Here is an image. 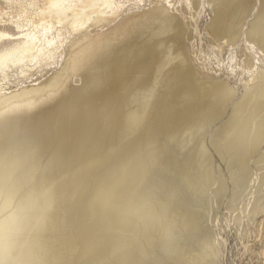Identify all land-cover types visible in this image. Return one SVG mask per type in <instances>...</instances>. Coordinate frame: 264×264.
I'll return each instance as SVG.
<instances>
[{
	"label": "bare ground",
	"instance_id": "obj_1",
	"mask_svg": "<svg viewBox=\"0 0 264 264\" xmlns=\"http://www.w3.org/2000/svg\"><path fill=\"white\" fill-rule=\"evenodd\" d=\"M172 1L155 0L151 7L120 18L114 15L121 3L114 0L16 2L19 18L29 15L33 22L25 27L21 39L0 48L1 75L11 64H17L25 75L27 61L32 66L43 65L59 48L62 51V45L67 46L64 63L58 71L46 72L50 76L44 74V81L8 93L0 88V240L11 235L10 243L0 245V252L17 264H114L113 260L123 264L132 258L134 264L140 260L142 264H169L161 257L162 262L156 260L153 253L150 256L144 245H151V234L162 221L169 224L165 220L172 217L164 220L158 214L163 219L157 227L152 225L151 229L156 227L152 233L149 228L155 223V214H149L155 220L147 224L135 219L143 211L141 216L147 215L154 201L151 192L143 200L147 188H153L165 201L175 199L174 204L184 210L174 211H183L187 219H199V227L196 220L190 234L184 227L188 223L180 227L186 229L172 237L183 246L175 242L168 253L188 250L197 264H225L229 245L226 237L208 236L220 221L219 214L210 217V210L225 200L223 205L230 204L236 190L251 180L256 165L255 169L262 171L254 180L258 177L264 198V69L253 70L232 103L228 80L216 78L195 61L197 54L208 53L210 46L194 42L201 36L190 32L192 25L197 30L195 25L208 3L210 11L198 24L202 34L216 39L220 35L226 40L222 44L230 42L232 46H238L237 38L244 36L247 46L240 41L237 49L238 53L247 50L242 49L241 58L250 62V48L258 45L264 50V0ZM248 8L250 13L257 10L250 18ZM87 22L89 28L99 24L93 30L84 27L83 32ZM188 24H192L189 30ZM53 28L56 34L49 36ZM187 31L198 39L191 42L187 33L185 41ZM65 32L73 36L61 37ZM8 34L0 30V39ZM223 114L227 118L209 128ZM205 136L225 158L227 176L214 168ZM260 148L252 161V154ZM147 153L151 159L144 157ZM162 163L170 169H163ZM158 165L163 169L161 177L149 171L150 166ZM137 191L140 193L134 197ZM14 198L19 201L13 202ZM14 203L17 208L12 210ZM250 207L255 210L258 205ZM248 208L245 205L242 211ZM246 215L248 212L243 218ZM169 234L164 241H174ZM162 238L158 242L161 247L165 246Z\"/></svg>",
	"mask_w": 264,
	"mask_h": 264
},
{
	"label": "rangeland",
	"instance_id": "obj_2",
	"mask_svg": "<svg viewBox=\"0 0 264 264\" xmlns=\"http://www.w3.org/2000/svg\"><path fill=\"white\" fill-rule=\"evenodd\" d=\"M28 0H15V2H7L6 0H0V30H5V31H7V32H9V34L8 35H5L4 37H2V39H0V48H3V44L4 43H9V42H15V41H17V40H19V39H21L24 35V33H25V29H27V28H29V26L32 24V19H33V17H31V16H29L28 15V17H21V18H19V16L17 15V12H18V7H17V4L18 3H16V2H21V3H25V2H27ZM115 2H117L118 4H119V2L121 3V6H120V9H119V11H118V15L117 14H113L114 15V17L116 18H120L122 15H124V14H128V13H131V12H133V10L134 11H136V10H138V9H143V8H148V7H151V4H152V1L154 2L155 0H114ZM135 1V2H134ZM150 1H151V3H150ZM162 2L164 1V0H161ZM172 1V0H171ZM174 1V0H173ZM172 1V2H173ZM177 1V2H176ZM176 1H174L173 3H177V4H179V2H180V0H176ZM179 1V2H178ZM182 1H184V0H181V2ZM180 2V3H181ZM138 3V4H137ZM164 3H166L167 4V0H165V2ZM26 4V3H25ZM126 4V6H123V5H125ZM149 5V6H148ZM134 6V7H133ZM148 6V7H147ZM138 7V8H137ZM123 8V10H121ZM32 9V8H31ZM205 10V11H204ZM124 11V12H123ZM203 13L205 12V14H203V15H205V17H207V13L210 11V5L207 3L206 4V6H205V8H203ZM255 11H257L256 10V8H254L253 9V11L250 13L249 12V8H248V17L250 18L252 15H254L256 12ZM122 14H121V13ZM127 12V13H126ZM12 14V15H11ZM105 14H107V13H105ZM113 15H111V16H113ZM121 15V16H120ZM203 15L201 16V19L199 18V20H198V22H197V24L195 25V27H196V29L197 30H195V28H193V25L191 26L190 24H188L187 25V27H188V30H189V28H191V30L192 31H190V32H193L194 33V31L196 32H199V33H197V35L198 36H201L202 37V39H201V37H199V39H198V37H197V35L195 36V35H192L193 33H191L190 34V32L189 31H187L186 32V34L188 33L189 34V37H190V41L191 42H193L194 40H196V39H198V41L196 40V41H194V42H202L203 44L205 43L206 45L205 46H207V47H209V52L208 53H204L203 52V54L201 53V56H200V54L198 53L197 54V57L198 58H196L195 57V59H197V60H195L196 62H198L199 64H201L200 66H205V70L207 71L208 69V72L209 73H211V74H213V75H215V77L216 78H222V79H226V80H228V82L230 83V85L232 86L231 88L233 89V91H232V103L234 102V100L235 99H238V96H239V94H240V92H241V90H243V88H244V86H243V83H245V82H247V81H250L249 79L251 78V76H252V74H253V72L255 71V70H258V69H264V50L262 49L261 50V48L259 49V47H258V45H254L252 48H250V50H249V52H250V62H248V60L247 61H245L244 59H242L241 58V53L245 50L244 48H242L243 49V51H242V49L240 50V52L238 53V51H239V48L237 49V47L239 46V44H240V46H241V43H243L242 44V46L243 47H246L247 45V43H248V41L246 42L245 41V38H244V36H241V37H239V38H237L238 40H240L241 41V43H239L238 42V46L236 45V46H232L231 44H230V42L228 43H224V44H222L221 43V41L222 40H225V38L223 39V37H221L220 35H216L217 36V39H216V37H211V36H209L210 37V39H209V37H208V35H206V32H204L205 34L203 35L202 33H203V29L202 30H200L199 28H201V27H199L198 26V24L200 25V23L204 20V19H206L205 17L203 18ZM189 16V15H188ZM247 16V15H246ZM18 17V18H17ZM247 17V18H248ZM189 18V17H188ZM248 18V19H249ZM21 19V20H20ZM31 19V20H30ZM23 20V21H22ZM17 21H21V23H17ZM200 21V22H199ZM23 23V24H22ZM27 23V24H26ZM92 22H90V24H91ZM203 23V22H202ZM24 24H25V26H24ZM30 24V25H29ZM99 23H94L93 25L94 26H92V24H91V29L88 27V25H89V23L87 22L82 28H86V31L87 30H93L94 28H95V26H97ZM22 25V26H21ZM87 25V26H86ZM24 26V27H23ZM28 26V27H27ZM57 26V25H56ZM59 26V25H58ZM191 26V27H190ZM25 27H27V28H25ZM94 27V28H93ZM198 27V28H197ZM23 28V29H22ZM85 28L83 29V32H85ZM245 28V26H243V29ZM54 30V31H53ZM56 28L54 29H52L51 30V32H53V33H51V32H48V35L49 36H52L53 34L55 35L56 34ZM81 32L80 33H83L82 32V29L80 30ZM200 33H201V35H200ZM188 34L187 35H185L186 36V39H185V37H184V39H185V41L187 40V37H188ZM195 34V33H194ZM64 35H66V37H68V38H71L72 36H73V33L71 34V33H64V34H62L61 35V37L62 36H64ZM68 35H71V36H68ZM193 37V39H192V37ZM204 36V37H203ZM219 36L221 37V39L219 40ZM194 37H196V39H194ZM244 38V39H243ZM201 39V40H200ZM204 39V40H203ZM188 40V41H189ZM207 40V41H206ZM187 41V42H188ZM212 42V43H211ZM224 42H226V40L224 41ZM214 43V44H213ZM216 43V44H215ZM215 45V46H214ZM230 45L232 46V47H230ZM65 46V47H64ZM229 46V47H228ZM67 46L66 45H62L61 46V50L62 51H60L59 52V50H60V48H59V50H57L56 52H58V53H55L54 54V56H53V58H51V59H53V60H51L50 59V62L48 63H44L43 65L42 64H39V65H36V66H32V63L31 62H29V61H27V63H26V65L25 66H28L29 67V71L27 72V74L25 73V75H24V73L22 74V73H20L19 71V66L17 65V64H11V65H8V67H6L7 69V72L5 73V68L3 69L4 70V73L2 72V75H1V72H0V88H2L1 90L3 91V92H6V93H8V92H11L12 90H18L19 88H21V86L22 87H24V86H26V85H31V84H34V83H36V84H38V83H40L39 81H41L42 82V79H43V81L46 79V76H47V78L50 76V74L49 73H47V75H46V72H50V73H54V71L56 72V71H58V69H60V66H62V64L64 63V60H65V57H66V53H64L65 52V49L64 48H66ZM67 49V48H66ZM237 50V51H236ZM242 51V52H241ZM247 51V50H246ZM246 51H244V52H246ZM63 52V53H62ZM233 52V53H232ZM63 54V56L61 55V54ZM234 54V55H232V54ZM236 53V54H235ZM56 55V56H55ZM208 55V56H207ZM211 57H210V56ZM239 56H240V58H239ZM205 57V58H204ZM234 57H236V58H234ZM64 58V59H63ZM201 58V59H200ZM207 58V59H206ZM210 58V59H209ZM234 58V59H233ZM206 59V60H205ZM236 59V60H235ZM239 59H242L241 61L239 60ZM244 60V61H243ZM208 63H207V62ZM210 61V62H209ZM234 61H236L235 63L236 64H234ZM240 61V62H239ZM245 62V63H244ZM247 62V63H246ZM249 63V64H248ZM250 63H252L251 65H250ZM210 64V65H209ZM209 67V68H208ZM238 69H237V68ZM255 69V70H254ZM1 71H2V69H0ZM34 70V71H33ZM53 70V71H52ZM254 70V71H253ZM216 72V73H215ZM4 74V75H3ZM7 76H6V75ZM31 74V75H30ZM46 76H45V75ZM42 75H44V76H42ZM39 78H38V77ZM4 79H3V78ZM6 77V78H5ZM31 77V78H30ZM34 77V78H33ZM40 77H41V79H40ZM30 78V79H29ZM3 79V80H2ZM36 79V80H35ZM36 81V82H35ZM75 83V82H74ZM79 84V83H78ZM2 86V87H1ZM3 87H4V89H3ZM19 87V88H18ZM8 88V89H7ZM18 88V89H17ZM11 89V90H10ZM9 90V91H8ZM225 114V113H224ZM223 114V116H221L217 121H215V122H213V123H211L210 124V126H209V128H213V126H215V124H218V121L220 122V121H223V120H225V118L224 117H226L227 118V116H228V114H227V112H226V114L225 115H227V116H225ZM224 118V119H223ZM208 140L207 142H206V140ZM205 141H204V144H206V143H209V144H206L205 146L206 147H208L207 148V151H208V153H209V150L211 151L210 153V156H211V159H212V161H213V163L215 164H213V166H214V168H220V170L219 171H221V170H223V172L221 171V173L222 174H228V170H226V166L224 165L225 164V162H224V157H222V155L220 154V156H219V152L213 147V145H212V147L210 146L211 144H210V141H209V138L208 137H206L205 136ZM263 145H264V142H263ZM211 148H210V147ZM205 147V148H206ZM264 147V146H263ZM210 148V149H209ZM212 149V150H211ZM263 148H260V149H258L254 154H252V161L260 154V152H261V150H262ZM216 152V154H215V152ZM213 152V153H212ZM218 152V153H217ZM218 154V155H217ZM151 159L152 157H150V155H149V153H147L146 155H144V157H146V158H148V157ZM213 156H215V157H213ZM220 157V158H219ZM222 157V158H221ZM224 158V159H223ZM149 159V160H150ZM223 159V160H222ZM164 163V162H163ZM162 163V164H163ZM165 164V163H164ZM163 164V169H165V168H169V167H166L165 165ZM220 165V166H218V167H216V165ZM224 165V166H223ZM158 167L160 168L161 166H159L158 165ZM158 167H156V166H150L149 167V171H151V172H154V171H156L157 172V174H159V175H157V176H159V177H161L163 174H162V172H163V169H162V167L160 168V169H158ZM152 168V169H151ZM223 168V169H222ZM255 168H258V166L256 165V167L254 166L253 168H252V173L254 174V175H252V178H251V180H252V182H251V180H249V182L248 183H246V184H244V185H242V187H240V188H238L237 190H236V192H235V195H234V198L235 199H232V201L230 202V204H228V205H223V204H225V201H222V202H220V204L217 206H215L214 208L215 209H213V210H210V213L211 214H209L210 215V217H214V213L215 214H219V217H220V221H219V224H216L215 223V226L212 228V229H210V232H208V236H213V235H215V236H219L220 235V237L222 238V237H226V242H228V244L226 243V245L228 246V247H226V248H228L229 250H225L226 252H225V260H226V262H225V264H264V203H262L261 204V201L264 199V198H262V195H261V189H260V187H259V184H258V182H259V179H258V177H257V179L256 180H254L255 178H256V174H258L257 172H261L262 171V169L260 170L259 169V171L257 170V169H255ZM170 169V168H169ZM217 169H215V170H217ZM158 170H160V171H158ZM251 173V174H252ZM145 174H146V172H145ZM144 174V175H145ZM227 174L225 175V176H227ZM178 178V177H177ZM188 184V183H187ZM258 184V185H257ZM243 186H245V187H243ZM255 186V187H254ZM230 189H231V186L229 187ZM240 189V190H239ZM246 189V190H245ZM146 190H149V191H146ZM145 191H146V194H145V192H141L142 194H143V198L146 196L147 198H148V193L147 192H151V194H149V196H151L152 197V199L154 200H152L153 201V203L151 204L150 203V211H149V213H147V215H144V217L143 216H141L142 214H143V212L145 213V211H143L141 214H139L138 216H137V218H135V219H137V221H139V222H141V223H139V224H145L146 222H153L155 219V223L153 222V223H151V226H150V228H149V225H150V223H148L149 225H146L147 226V229L149 230V233H152L151 231H154L155 229H156V227H157V225L159 224V223H161V219H163V218H161V217H163L164 216V220H165V218L167 217H172L173 218V221L174 222H177V223H181L180 225H177L176 223H174V222H171V220H172V218L170 219H168V220H165L166 221V223H169V224H165L164 223V221H162L163 223L162 224H159V226L157 227V229L158 230H155L154 232H153V235L151 234V236H152V238H154V240L156 239V241H154L153 240V243L151 244V245H148L147 243H145L146 245H144L145 246V248H146V250L150 253V256H152V253H153V256L154 257H157L158 259H156V260H159L160 262H162L161 260H165L164 262L165 263H169V264H174V263H176V264H197V261H196V258L190 253V251H188L187 250V252L188 253H181V250H180V252H175L174 254L172 253V252H174V251H172V252H170V253H168L167 251H169L170 250V247H171V249L174 247V243L176 244V245H178V246H181V245H179V244H182V243H177V241H175L174 240V235H175V237H176V235L177 234H179V232L181 233V231L184 229H186V228H189V231H188V229H186V231L190 234L191 232H192V227L194 226V228H195V226H197V224L199 223V219H193L194 221H195V224H194V222H193V220L192 219H187L186 218V216H183L184 214H182V212H179V211H174V209L175 210H184V209H181V207H179L180 205H175L174 203H177V201L175 200V199H171V198H167V200L165 201V199H164V197L162 196V197H160L161 196V194H156V193H158V192H155V190H153V188H150V189H146ZM151 190V191H150ZM229 190V189H228ZM227 190V193H229V191ZM239 191H240V193H239ZM241 191L243 192V193H241ZM250 191V192H249ZM245 192H246V194H245ZM140 192L139 191H137V193L136 194H134V197H136L138 194H139ZM239 193V194H238ZM260 193V194H259ZM89 194V193H88ZM87 194V196L89 197V195ZM145 195V196H144ZM153 195H154V197H153ZM236 195H237V198H236ZM240 195V197H238ZM255 195V196H254ZM256 195H258V196H256ZM16 197V196H15ZM146 197H145V199H143V200H147L146 199ZM155 197H156V199H155ZM256 197V198H255ZM17 198V197H16ZM16 198H14V200H13V202L15 201V199ZM85 198H87V197H85ZM164 199V200H162V199ZM250 198V199H249ZM261 198V199H260ZM141 199V200H142ZM171 199V200H170ZM239 199H243L242 201L241 200H239ZM258 201H257V200ZM17 200V199H16ZM140 200V199H139ZM139 200H138V202L137 203H139ZM140 200V201H141ZM142 200V201H143ZM160 200V201H159ZM250 200V201H249ZM261 200V201H260ZM17 201H19V200H17ZM85 201H86V199H85ZM137 201V200H136ZM159 201V202H158ZM163 201L164 202H167V203H163ZM173 203H172V202ZM174 201H176V202H174ZM234 201H236V203L234 202ZM252 201V202H251ZM12 202V203H13ZM158 202V203H157ZM160 202H162V204L160 203ZM193 202H195V203H197L196 201H193ZM246 202V203H245ZM146 203V201L144 202L143 201V204H145ZM169 203V204H168ZM173 205H172V204ZM233 203V204H232ZM256 203V205H258V207H257V209H255V210H252L251 209V207L250 206H252L253 204H255ZM18 204V203H17ZM157 204V206H155ZM164 204V205H163ZM179 204V203H178ZM194 204V203H193ZM261 204V205H260ZM13 206L15 205L16 206V203H14V204H12ZM169 206V205H171V206H169V208L167 207L166 209H164V206ZM175 205V208H173L172 206H174ZM194 205H196V204H194ZM232 205H234V206H232ZM245 206V205H248V210L249 211H247V210H245V211H242V207L243 206ZM14 206V207H15ZM144 206V205H143ZM146 206H147V204H146ZM146 206H144V207H146ZM224 206V207H223ZM226 206V207H225ZM228 206V207H227ZM154 207H159L158 209L157 208H154ZM177 207L179 208V209H177ZM238 207V208H237ZM17 207H15V208H13L12 207V210L13 209H16ZM173 208V209H172ZM228 208H230V209H228ZM160 209V210H159ZM163 209V210H162ZM167 209H169L170 210V212H171V214H169V210H167ZM234 209V210H233ZM263 209V210H262ZM155 210H157V212H158V210L161 212V211H163V212H161L163 215H161V213L159 212V213H157ZM165 210V211H164ZM168 211V213H167V211ZM258 211V213H257V211ZM148 211V210H147ZM233 211V212H232ZM238 211H240V213H241V211H242V213H241V215H239L240 213H238ZM252 211L253 212H255V214L254 213H252ZM175 212H177L176 214H175ZM236 212V213H235ZM248 212V215H246L244 218H243V214H245V213H247ZM150 213H152L153 214V216H154V214H155V219L153 218V216H152V214L151 215H149ZM172 213H174V215L172 214ZM182 214V216H181V214ZM227 213V214H226ZM231 213V214H230ZM234 213V214H233ZM252 213V214H251ZM158 214L161 216H159L158 217ZM166 214H168V216L166 215ZM226 214V215H225ZM229 214V215H228ZM236 214H238V215H236ZM250 214H251V216H250ZM259 214V215H258ZM149 215V217H148V219H147V216ZM166 215V216H165ZM171 215H173V216H171ZM176 215H179V216H181L182 217V219H181V217H180V219L178 218V216L177 217H175ZM213 215V216H212ZM233 215V216H232ZM261 215H263V217L261 216ZM152 218H151V217ZM240 216V218H238V217ZM232 217V218H231ZM161 218V219H160ZM185 218V219H184ZM142 219V220H141ZM147 219V220H146ZM150 219V220H149ZM152 219H154L153 221H151ZM238 219V220H237ZM241 219V220H240ZM243 219V220H242ZM141 220V221H140ZM146 220V221H145ZM161 220V221H160ZM196 220H197V224H196ZM224 220V221H223ZM240 220V221H239ZM190 221H192V222H190ZM248 221V222H247ZM245 222H247V223H245ZM157 223V224H156ZM184 223L185 224H187L186 226H184V227H186V228H183L182 230H180L181 228L180 227H183V225H184ZM229 223V224H228ZM236 223H238V225L236 224ZM147 224V223H146ZM165 225V227L164 226H162V225ZM173 224H175V225H173ZM189 224H191V225H189ZM152 225H156V227L154 228V229H151V227H152ZM166 225H167V227H166ZM168 225L170 226V228L168 227ZM218 225V226H217ZM258 225V226H257ZM260 225V226H259ZM160 226H162V227H160ZM174 226V227H173ZM191 226V227H190ZM217 226V227H216ZM225 226V227H224ZM231 226V227H230ZM240 226V227H239ZM256 226V227H255ZM154 227V226H153ZM152 227V228H153ZM159 227H160V229H162V230H160V234H157L156 232H158L159 231ZM173 229H176L175 227H177V231L176 230H173ZM179 227V228H178ZM198 227H199V224H198ZM197 227V228H198ZM222 227V228H221ZM164 228H169L168 229V231L166 230V229H164ZM193 228V229H194ZM243 228V229H242ZM250 228V229H249ZM179 229V230H178ZM220 229V230H219ZM230 229V230H229ZM166 231V233H167V235L169 234V233H174V234H169L170 235V237H171V239H173L174 241H171V242H173V244H171V242H170V239L169 240H167V241H164L163 239L165 238V236L166 237H169V236H167V235H165L166 233H163L165 236L163 237V235H162V233H161V231L162 232H164V231ZM171 230H173L172 232H171ZM214 230H216V231H214ZM226 230V231H225ZM243 230V231H242ZM251 230V231H250ZM258 230V231H257ZM179 231V232H178ZM185 231V232H186ZM191 231V232H190ZM218 231V235H216V232ZM245 231H246V234L244 235V233H245ZM214 232V233H213ZM220 232V233H219ZM243 232V233H242ZM235 233V234H234ZM242 233V234H241ZM260 233V234H259ZM156 234V235H155ZM189 234H187V235H189ZM162 235V237H160L159 238V240L157 241V239H158V237L159 236H161ZM183 235L184 236H182V238L184 239V238H186L185 236V234L183 233ZM235 235V236H234ZM240 235H244V236H240ZM253 235V236H252ZM153 236H155V237H153ZM173 236V237H172ZM258 236V237H257ZM8 237H9V239H8ZM11 237V235H7L5 238H4V240L2 239V240H0L1 242H0V245H6L5 243L7 242V243H10V238ZM157 237V238H156ZM228 237V238H227ZM234 237H236V238H234ZM240 237H243L242 239L240 238ZM162 238V243L163 244H165V246H162L163 248H164V251H163V248L160 246V245H158L159 243V241H160V239ZM6 239V240H5ZM8 239V240H7ZM237 239V240H236ZM239 239V240H238ZM3 241H5V242H3ZM240 241V242H239ZM252 241V242H251ZM156 242H157V247H159L160 246V249H159V251L161 250V252H159V251H156L158 248L156 247ZM168 242H170V243H168ZM155 243V244H154ZM238 243L241 245V246H238ZM169 244H171V245H169ZM243 244V245H242ZM173 245V246H172ZM237 245V246H236ZM183 246V245H182ZM181 246V247H182ZM233 246V247H232ZM153 247V248H152ZM155 247V248H154ZM165 248H167V250L165 249ZM234 249V250H233ZM182 250H184V248L182 249ZM244 250V251H243ZM261 250V251H260ZM153 251H155L156 253H158L159 252V254H156L155 252H153ZM171 251V250H170ZM186 250H184L183 252H185ZM236 251H237V253H236ZM243 251V252H242ZM165 252V253H164ZM230 252V253H229ZM168 253V254H167ZM172 253V254H171ZM256 253V255H254ZM4 256H3V255ZM166 254L167 255H172V257L176 254H180L179 256H177L178 258H176V255L174 256V258H170L169 259V256L167 257L166 256ZM184 255V258H183V256L182 255ZM186 254V255H185ZM188 254V255H187ZM254 255V256H253ZM0 256L2 257H0L1 259H0V264H5L6 262V264H17L15 261H14V259L13 258H10V257H8V256H5V254H4V252H0ZM147 256H149V255H147ZM191 258H190V257ZM239 256V257H238ZM8 257V258H7ZM14 257V256H13ZM159 257H161V260L159 259ZM171 257V256H170ZM258 257V258H257ZM9 258H10V260H9ZM163 258V259H162ZM165 258V259H164ZM192 258H193V260H192ZM195 258V259H194ZM3 259V260H2ZM133 259V264H134V258H132ZM132 259H130L129 261L131 262V260ZM142 259H144V258H142ZM176 259H178V261H176ZM180 259V260H179ZM182 259H184L185 261H182ZM188 261H187V260ZM9 260V261H8ZM12 260H13V262H12ZM167 260H168V262H167ZM174 260V261H173ZM236 260V261H235ZM3 261H4V263H3ZM113 261H115V260H113ZM112 261V263H114L115 264V262H113ZM129 261H127V263L129 262ZM142 260H140L139 261V264H142V262H141ZM172 261V263H170ZM193 261V262H192ZM250 261V262H249ZM9 262V263H8ZM11 262V263H10ZM129 262V263H130ZM174 262V263H173ZM185 262V263H184ZM191 262V263H190ZM238 262V263H237ZM111 263V262H110ZM126 263V262H125ZM125 263H123V264H125ZM126 263V264H127ZM128 263V264H129ZM19 264V263H18ZM109 264V263H108ZM131 264H132V262H131ZM152 264V263H151Z\"/></svg>",
	"mask_w": 264,
	"mask_h": 264
}]
</instances>
